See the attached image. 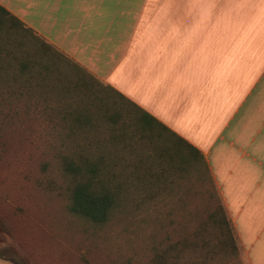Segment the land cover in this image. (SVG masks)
I'll use <instances>...</instances> for the list:
<instances>
[{
    "label": "crops",
    "instance_id": "0c3cea01",
    "mask_svg": "<svg viewBox=\"0 0 264 264\" xmlns=\"http://www.w3.org/2000/svg\"><path fill=\"white\" fill-rule=\"evenodd\" d=\"M0 4L196 147L245 264H264V0Z\"/></svg>",
    "mask_w": 264,
    "mask_h": 264
},
{
    "label": "trees",
    "instance_id": "16d2710c",
    "mask_svg": "<svg viewBox=\"0 0 264 264\" xmlns=\"http://www.w3.org/2000/svg\"><path fill=\"white\" fill-rule=\"evenodd\" d=\"M39 118L53 123V128L58 123L64 134L51 147L70 180L69 211L95 225L105 224L117 211L129 212L140 186L147 200L155 195L148 186L168 180L169 174L173 178L168 182L176 183L192 163H202L210 173L196 147L0 4V125L31 126ZM121 143L138 156L135 162L117 153L106 154ZM145 172L154 180L141 177ZM190 215L196 218L193 212ZM194 221L185 241L156 251L147 264H178L185 258L182 247L196 250L230 244L237 249L223 204ZM0 230H9L1 217Z\"/></svg>",
    "mask_w": 264,
    "mask_h": 264
},
{
    "label": "rangeland",
    "instance_id": "374dc122",
    "mask_svg": "<svg viewBox=\"0 0 264 264\" xmlns=\"http://www.w3.org/2000/svg\"><path fill=\"white\" fill-rule=\"evenodd\" d=\"M51 126L43 118L31 126L0 125V217L9 228L0 230V257L13 264H147L156 251L185 241L194 219H205L223 204L206 167L192 163L174 184L168 182L172 174L153 181L148 186L153 198L143 199L146 191L140 186L129 212L117 211L105 224H92L68 209L70 180L51 147L64 134L58 123ZM116 153L127 162L138 157L122 143L106 150ZM146 173L141 177L154 180ZM236 245L182 247L185 258L178 264H245Z\"/></svg>",
    "mask_w": 264,
    "mask_h": 264
}]
</instances>
